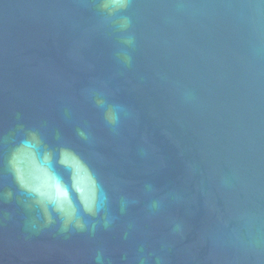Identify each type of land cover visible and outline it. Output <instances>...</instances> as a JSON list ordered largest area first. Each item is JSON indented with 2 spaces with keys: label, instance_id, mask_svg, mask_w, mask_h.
Returning <instances> with one entry per match:
<instances>
[{
  "label": "water",
  "instance_id": "obj_1",
  "mask_svg": "<svg viewBox=\"0 0 264 264\" xmlns=\"http://www.w3.org/2000/svg\"><path fill=\"white\" fill-rule=\"evenodd\" d=\"M0 264H264V0H0Z\"/></svg>",
  "mask_w": 264,
  "mask_h": 264
}]
</instances>
